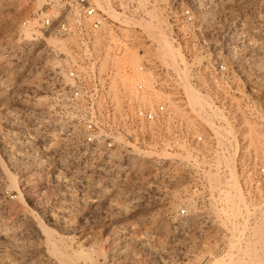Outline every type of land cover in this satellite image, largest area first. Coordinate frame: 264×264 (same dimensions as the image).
Here are the masks:
<instances>
[{
	"label": "rangeland",
	"instance_id": "obj_1",
	"mask_svg": "<svg viewBox=\"0 0 264 264\" xmlns=\"http://www.w3.org/2000/svg\"><path fill=\"white\" fill-rule=\"evenodd\" d=\"M176 1L194 6L200 16L210 17L216 33L224 29L227 33L224 44L230 48L228 59L240 71L242 79L243 116L224 121V134L237 149L215 156V167L211 171L206 169L205 183L186 181L183 178L186 168L161 170L148 163L140 165L137 158L129 160L128 171L98 166L86 161L81 150L59 133L52 134L46 76L56 59L62 63L63 54L48 44V39L56 38L40 37V42L35 44L21 35L22 23L33 9L31 0H0V264H59L46 243V232L51 233L60 250L67 248L73 254L78 247L93 249L94 264L109 260L111 253L121 264H160L152 257L168 239L176 212L186 206L194 207L195 201L188 197L194 191L221 192L223 197L218 203L224 211L220 213L222 218L218 216L237 224L234 221L241 217L240 208L247 209L236 170L237 154L239 149L245 155L244 152L264 145V0ZM137 22L141 26L134 24L135 27L143 29L149 24L163 30L162 21L154 15L150 21ZM143 31L160 65L187 72L190 84V62L183 54L180 52L188 65L178 63L173 68L157 42ZM122 49L119 58L124 64L114 74L117 85L124 87L129 82L126 69L136 66L138 55L135 47ZM111 61L108 65L113 64ZM236 98L233 102L239 103ZM205 107L206 104L190 108L221 136L204 118ZM175 112L185 125L192 123L187 112L178 109ZM206 147L207 144L201 147L203 152L209 151ZM149 152L150 157L153 154ZM112 159L120 158L109 157ZM231 160L242 192V203L232 205L226 201L237 200L224 193L230 180L227 165ZM9 174L16 179V187L23 197L27 208L24 214L13 213L11 209L17 200L16 193L9 188ZM219 225L227 228L224 221ZM230 231L231 256H225L226 243L220 253H208L211 262L216 260L213 264H264V215L241 241L244 233ZM107 237L114 239L103 243Z\"/></svg>",
	"mask_w": 264,
	"mask_h": 264
},
{
	"label": "built area",
	"instance_id": "obj_2",
	"mask_svg": "<svg viewBox=\"0 0 264 264\" xmlns=\"http://www.w3.org/2000/svg\"><path fill=\"white\" fill-rule=\"evenodd\" d=\"M31 1L33 9L22 26L32 22L40 35L32 36L30 42L36 44L40 37L50 36L72 38L78 44L70 48L75 58L63 55L60 64L56 59L47 69L46 80L51 132L78 147L86 161L128 171L129 160L137 158L161 170L186 168V181L205 183L206 169L215 167V156L237 149L224 134V121L243 116L242 79L228 59L229 44H224L227 33L224 29L216 33L210 17L204 19L194 6L176 0ZM153 15L160 18L172 45L190 62V85L206 104L204 118L221 136L193 113L179 72L160 65L147 35L135 27L133 21L147 22ZM97 38H102L100 46L94 45ZM123 46L135 47L137 64L126 69L129 82L114 100L110 90L117 68L108 61L120 57ZM105 47L110 55L103 67ZM235 96L239 103L233 102ZM175 109L187 112L192 123L185 125ZM205 144L209 151L203 152ZM143 151L153 155L145 157L140 153ZM115 152L120 159L109 160ZM244 153L239 149L236 170L247 209L240 208L241 217L234 221L237 224L221 219V192H191L188 197L195 201L194 207L176 212L168 239L152 257L154 262L201 264L212 258L208 253H220L230 230L244 233L241 241L260 223L264 215V145ZM220 220L227 228L219 225ZM108 257L100 264L122 262L112 253Z\"/></svg>",
	"mask_w": 264,
	"mask_h": 264
},
{
	"label": "bare ground",
	"instance_id": "obj_3",
	"mask_svg": "<svg viewBox=\"0 0 264 264\" xmlns=\"http://www.w3.org/2000/svg\"><path fill=\"white\" fill-rule=\"evenodd\" d=\"M101 2H104L105 0H99ZM17 13V12H16ZM112 17L114 18H117V15L114 14V12H111L110 14ZM205 19V16L203 17ZM128 22V19L125 18V23L127 24ZM135 25H140L139 22L137 21H133ZM33 24L32 22H29L27 25L25 24L22 28V36L25 37L26 39L27 38H32V36L34 35H39L38 31L34 30L33 29ZM141 26V25H140ZM143 29L148 32L152 38L157 42V44L159 45L161 51L163 52V54H165V56L169 59L170 63L172 64V66H174L173 68L176 69V67L179 65V64H182L184 66H187L188 64L184 61L182 55L180 54L179 50L177 48H174L172 45H171V42L170 40L167 38L165 32L163 30H161L160 28L158 27H155L153 25H149V24H146L143 26ZM32 40V39H31ZM66 40V39H65ZM65 40H53L52 38L51 39H48V44H51L52 47L54 48V50L56 51H59L61 54L63 55H67V56H71L72 59H74L75 57L72 56V53L70 52V48L72 46H76L78 47V44L76 42V40L70 38L68 41L65 42ZM68 42V43H67ZM103 42L102 41V38H97L94 40V45L95 46H100V43ZM69 44V45H68ZM125 50V49H124ZM123 52V49L122 51ZM110 53H109V50L107 47H105V57L103 58V62H102V66L105 67L107 65V59L109 57ZM124 55L126 56V52L124 53ZM120 57L121 56V53H120ZM128 58V56H126ZM124 58V57H123ZM117 60H114L113 61V64L116 68L122 66L124 63H120L121 60L119 57L116 58ZM126 60V58H125ZM61 62V61H60ZM60 62H57L56 64H60ZM63 63V62H62ZM179 63V64H178ZM123 67V66H122ZM180 74V77H181V80L183 82V86H184V89H185V93H186V96H187V101H188V104L189 106L192 108V109H197V108H200L202 106L205 105L202 97L193 89V87L189 84V81H188V73L183 71V72H179ZM122 77V76H121ZM119 77V80L122 82V78ZM124 77V76H123ZM117 80L115 79V81L112 82L111 84V94H112V98L114 100H116L115 98H118L119 97V90H121V88H123L122 85H117ZM116 90V91H115ZM176 113V112H175ZM142 153L144 156H149L151 153L149 151H143V152H140ZM118 153H112L111 155L114 157V156H118L117 155ZM164 157H166L167 155L164 154L163 155ZM120 158V157H119ZM140 162V161H139ZM228 162V161H227ZM232 160L228 163L227 167L229 169V176H230V180L227 181V189L225 190V194L227 195H230L231 198H235L237 200V202H235V200H231V201H226L228 202L230 205L232 204H236V203H239L241 201V196H242V192H241V188H240V185L237 181V178H236V174H235V167L233 165V163L231 164ZM136 163V162H135ZM141 163V162H140ZM142 165V163L140 164ZM139 166V165H138ZM9 178H10V190L12 192H15L16 193V205L14 207H11V209H13V213H16L17 211H22L23 212H27V208L25 207V205L23 204V197L20 193V190L17 189V185L15 183V178L9 174L8 175ZM8 179V178H7ZM14 199V198H13ZM242 203V202H240ZM7 206V205H6ZM12 206V204L10 205ZM7 208V207H6ZM9 209V208H8ZM7 209V210H8ZM232 210H234V208H231ZM10 210V209H9ZM21 213V215H22ZM9 214V213H8ZM12 214V212H11ZM18 214V213H17ZM24 214V213H23ZM31 214H33L31 212ZM30 214V215H31ZM27 215V214H26ZM29 215V213H28ZM16 216V215H15ZM11 217V216H10ZM12 217H13V214H12ZM35 217V216H34ZM12 220V219H11ZM29 220V219H28ZM38 221V220H37ZM157 221V220H156ZM14 222V221H13ZM34 222H36L34 220ZM41 222V221H40ZM38 222V223H40ZM192 222H195L194 219H192ZM42 226V224H39ZM160 225V224H159ZM159 225L158 226V229H159ZM162 225V224H161ZM39 226V227H41ZM38 227V226H37ZM223 227V226H222ZM36 228V227H35ZM43 227H41L42 229ZM43 229H46L45 227ZM162 229H164L162 227ZM160 228V231L162 230ZM159 231V232H160ZM45 234V233H44ZM8 238V237H7ZM53 237H51V233L49 232H46V243L48 244V246L50 245L51 249H50V252L57 256L58 260L59 261V264H77L78 261H82L84 262V264H94V256H93V252L94 250L91 249V248H88L87 250H84V249H81V247H78L76 248L75 250H73V254L68 252V249L67 248H64V250H60L57 245L54 243V238L52 239ZM114 238H105L102 242L103 243H107L109 242L110 240H113ZM135 239V238H133ZM131 240V239H130ZM56 241V240H55ZM137 241V240H135ZM34 242V241H33ZM57 242V241H56ZM131 242V241H130ZM112 243V242H111ZM114 243V241H113ZM34 243H32L33 245ZM80 244V243H79ZM29 245V244H28ZM232 247L233 245L231 244V241L225 246V248H228L227 250L225 249V256L227 257H230L231 256V252H232ZM33 248V247H32ZM37 249V248H36ZM72 252V250H71ZM70 253V254H69ZM213 257H216V255H214ZM216 260H213L211 262V260L207 259L206 260H202L201 264H213L215 263ZM16 264V263H15ZM24 264V263H23ZM31 264V263H30ZM34 264V263H33Z\"/></svg>",
	"mask_w": 264,
	"mask_h": 264
}]
</instances>
